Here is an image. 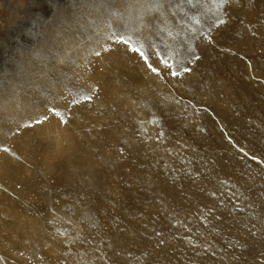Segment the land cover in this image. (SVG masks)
Masks as SVG:
<instances>
[{
  "label": "rangeland",
  "instance_id": "374dc122",
  "mask_svg": "<svg viewBox=\"0 0 264 264\" xmlns=\"http://www.w3.org/2000/svg\"><path fill=\"white\" fill-rule=\"evenodd\" d=\"M0 264H264V0H0Z\"/></svg>",
  "mask_w": 264,
  "mask_h": 264
},
{
  "label": "snow or ice",
  "instance_id": "6c2138e0",
  "mask_svg": "<svg viewBox=\"0 0 264 264\" xmlns=\"http://www.w3.org/2000/svg\"><path fill=\"white\" fill-rule=\"evenodd\" d=\"M220 23L223 24V23H225V21L222 20V21H220ZM134 51H137V50L134 49ZM194 58H195V59H199V56H195ZM168 68H169L170 74H171L172 76H174V77H179V76L181 75V71H183L184 73H188V72L191 71V69H190L189 67H186V66H183V65H178V67L176 68L175 71H173V70L171 69V65H169ZM149 70H150L151 72H153V73H156V72H157V69H155V68H151V67H150ZM152 123H153V124H157L158 126L161 124V122H160L158 119H154V120L152 121ZM163 135H164V133L161 131V132L159 133V136L162 137ZM121 151H123V150H121ZM213 195H215V193H213ZM21 255H23V253H21Z\"/></svg>",
  "mask_w": 264,
  "mask_h": 264
}]
</instances>
